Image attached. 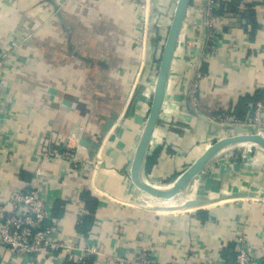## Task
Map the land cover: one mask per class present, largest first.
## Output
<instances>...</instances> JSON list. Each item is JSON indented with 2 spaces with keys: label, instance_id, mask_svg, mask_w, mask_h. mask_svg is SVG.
Listing matches in <instances>:
<instances>
[{
  "label": "crops",
  "instance_id": "1",
  "mask_svg": "<svg viewBox=\"0 0 264 264\" xmlns=\"http://www.w3.org/2000/svg\"><path fill=\"white\" fill-rule=\"evenodd\" d=\"M178 1L0 0V203L40 184L56 237L84 262L117 264L147 250L158 264H222L245 236L264 264L262 154L229 176L237 196L229 200L203 203L214 188L192 181L178 208L133 202L140 190L130 168ZM209 2L190 1L175 45L145 162L153 183L179 178L213 144L241 132L240 98H264V0L215 9L214 27L206 24ZM251 4L255 35L241 14ZM90 199L97 208L83 234ZM67 258L15 257L0 244V264Z\"/></svg>",
  "mask_w": 264,
  "mask_h": 264
},
{
  "label": "built area",
  "instance_id": "2",
  "mask_svg": "<svg viewBox=\"0 0 264 264\" xmlns=\"http://www.w3.org/2000/svg\"><path fill=\"white\" fill-rule=\"evenodd\" d=\"M233 2L234 0H210L211 11L208 13L206 24L214 27L215 20L218 18L213 11L222 8L227 10ZM212 38L217 39L215 33ZM252 114L249 124L264 131V98L257 102ZM72 160L75 166L80 163L77 156ZM58 232L57 220L43 196L40 184L14 192L8 204L0 203V244L11 255L39 260L64 253L68 256L67 263L83 264L84 258L76 256L69 245L56 237ZM115 262L117 264H158L152 252L147 250L139 251L134 257H125ZM222 264H261V260L252 254L248 239L245 236H239L233 258Z\"/></svg>",
  "mask_w": 264,
  "mask_h": 264
},
{
  "label": "water",
  "instance_id": "3",
  "mask_svg": "<svg viewBox=\"0 0 264 264\" xmlns=\"http://www.w3.org/2000/svg\"><path fill=\"white\" fill-rule=\"evenodd\" d=\"M191 0H179L174 14L172 24L170 26L166 43L160 59V67L155 86V92L151 103L150 113L145 122L143 134L138 142V147L132 160L130 173L133 186H137L140 191H144L149 195L158 199H170L180 194L205 168V166L223 149L230 145L240 143H255L264 148V137L260 134H240L232 137L224 138L213 144L207 151L187 170L185 171L168 189H163L152 185L145 180V162L149 153V148L153 133L158 125L160 111L165 97V89L169 76L170 65L177 39L180 34L182 24L185 20L187 10ZM132 186V188H133ZM213 192H218L219 185L213 187L209 185ZM239 196V195H238ZM233 197H237L234 194Z\"/></svg>",
  "mask_w": 264,
  "mask_h": 264
},
{
  "label": "rangeland",
  "instance_id": "4",
  "mask_svg": "<svg viewBox=\"0 0 264 264\" xmlns=\"http://www.w3.org/2000/svg\"><path fill=\"white\" fill-rule=\"evenodd\" d=\"M241 132L237 133V131H233L231 133V136H236L240 134H260L264 137V131L260 130L259 128L255 126H251L249 122L242 123ZM246 127V128H244ZM244 130V131H243ZM229 136V137H231ZM262 154L264 156V148L257 144H249L248 147L244 146H237L233 147L230 150L227 149V151H224L217 156H215L206 166L205 168L199 173V175L193 180L194 183L200 184V185H211L212 187L214 185H219L218 192H213L212 190L210 193L201 198L203 203H218L223 202L225 200H229L231 197L234 196V192L228 191V185H232L233 181H230L228 183L229 176H235L237 177L240 168L242 169V166L247 163H252L254 154ZM197 161V160H196ZM196 161H194L192 164H190L185 170L182 172V174L187 171ZM263 163V162H262ZM146 182L155 185L157 187L168 189L174 185V183L177 181L178 178H172L169 180H166L165 182L160 183H153L149 178L144 177ZM190 185V184H189ZM189 185L182 191V194H179L177 196V199L179 198L180 203H185L186 199H188V194L186 193L187 189L189 188ZM227 185V186H226ZM133 186V182L131 183V187ZM133 188L137 192V188L134 185ZM194 189V187H191ZM234 193V194H233ZM140 195L138 197H134V203L138 205H142L147 209L154 210L151 208L146 207L142 201H145V199L142 198V193H139ZM230 197V198H229ZM147 200L144 202L147 204ZM149 203V202H148ZM191 209H182L178 211H190Z\"/></svg>",
  "mask_w": 264,
  "mask_h": 264
},
{
  "label": "trees",
  "instance_id": "5",
  "mask_svg": "<svg viewBox=\"0 0 264 264\" xmlns=\"http://www.w3.org/2000/svg\"><path fill=\"white\" fill-rule=\"evenodd\" d=\"M237 1L240 2V0H237ZM233 11L235 12L238 11V7L236 5L233 6ZM241 14L248 21L246 30L249 33L255 35V33L260 29V25L256 19V11L254 10V5L252 4L248 5L247 9ZM262 100H263V97L260 92H257L253 96H246V97L240 98L237 108H236L235 117L242 122H248L253 115L252 112L254 111L255 105L257 104V102L262 101ZM152 159L154 158H151V160ZM145 171L149 173L150 168L147 166ZM88 206H89L90 214L86 216L84 221L80 224V228L83 234H87L90 231L91 226L94 222V217H95L96 208H97V201L90 199L88 202ZM65 264H74V263H65ZM83 264H93V261L92 260H89L87 262L85 261Z\"/></svg>",
  "mask_w": 264,
  "mask_h": 264
},
{
  "label": "bare ground",
  "instance_id": "6",
  "mask_svg": "<svg viewBox=\"0 0 264 264\" xmlns=\"http://www.w3.org/2000/svg\"><path fill=\"white\" fill-rule=\"evenodd\" d=\"M249 144H255V143H240V144H234V145H230L228 146L227 148L223 149L221 152H219L218 154L224 152V151H227V149H231L233 147H237V146H244V145H249ZM217 154V155H218ZM137 187V186H136ZM138 188V187H137ZM139 189V188H138ZM140 190V189H139ZM142 193V196L144 197L145 201L147 200V204L148 206L150 207H154V208H178V206H182V204L180 203V200L179 198L177 199V196L179 195H176L175 199L173 198H170V199H158V198H155L151 195H149L148 193L144 192V191H139ZM182 193V192H181ZM180 193V194H181ZM188 204V203H187Z\"/></svg>",
  "mask_w": 264,
  "mask_h": 264
}]
</instances>
